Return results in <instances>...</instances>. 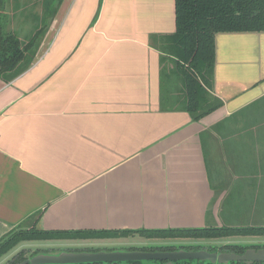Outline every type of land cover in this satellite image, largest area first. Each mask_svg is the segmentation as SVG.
I'll list each match as a JSON object with an SVG mask.
<instances>
[{
    "label": "crops",
    "instance_id": "1",
    "mask_svg": "<svg viewBox=\"0 0 264 264\" xmlns=\"http://www.w3.org/2000/svg\"><path fill=\"white\" fill-rule=\"evenodd\" d=\"M174 31V0L61 1L0 78V238L38 212L41 231L264 226V31L215 34L198 119Z\"/></svg>",
    "mask_w": 264,
    "mask_h": 264
},
{
    "label": "trees",
    "instance_id": "2",
    "mask_svg": "<svg viewBox=\"0 0 264 264\" xmlns=\"http://www.w3.org/2000/svg\"><path fill=\"white\" fill-rule=\"evenodd\" d=\"M7 1L0 0V78L10 80L30 66L34 51L62 0H42L41 14L34 18L35 24L23 38H20L15 30L7 29ZM14 3V10L19 12L20 3L18 1ZM174 13L175 31L165 37L167 44L164 51L174 57L176 70L181 76L184 109L193 119H198L220 104L219 101L210 99L206 91L214 63L215 34L264 31V0H174ZM95 17L96 15L93 20ZM38 216L39 212L32 215L31 227L19 226L0 238V257L24 241L113 238L135 233L160 239L264 236V226H214L135 231H41L35 227ZM128 264L140 263L133 261Z\"/></svg>",
    "mask_w": 264,
    "mask_h": 264
},
{
    "label": "flooded vegetation",
    "instance_id": "3",
    "mask_svg": "<svg viewBox=\"0 0 264 264\" xmlns=\"http://www.w3.org/2000/svg\"><path fill=\"white\" fill-rule=\"evenodd\" d=\"M135 234L121 236V238L132 237ZM137 235L139 236V239L141 238V240L131 239L126 241L119 240L115 242L104 241V242L89 243V244H85L86 245L85 250H94V251L127 250V251H143V252H167L174 250H186V251L204 250L210 253H216L217 256L221 254L240 256L245 252H247V250H251V249L255 251L261 249L264 251V236H259V235L230 236L219 239H204V238L160 239V238L144 237L143 235L140 234ZM30 242L31 241L21 242L17 244L15 247H13L12 250L10 249L11 252L7 254L6 258L0 264H20L21 262H23L25 259H27V257L25 256L24 253L25 251L21 249L17 253H15L11 258H8V256L12 254L13 251H15L18 248V246L24 247L25 244ZM43 244L50 246L49 243H43ZM77 244L83 245L84 243L82 242L67 243L66 245L68 248L66 250H70V248L72 249L71 246L77 247L78 246ZM86 247H90V248H86ZM75 250L77 251L80 249H75ZM35 253L36 252L32 253L31 256H33ZM133 261H138L140 264H144V261H152L157 264H184L185 262H189V264H264V259H253V260H249V262L245 260L229 259L225 263H218V262H210L209 260H199L192 258L179 259V260L143 259V260H132V261H124V262H113L111 264H126V263L128 264L129 262H133ZM92 263L103 264L101 262H92ZM105 264H109V263H105Z\"/></svg>",
    "mask_w": 264,
    "mask_h": 264
},
{
    "label": "water",
    "instance_id": "4",
    "mask_svg": "<svg viewBox=\"0 0 264 264\" xmlns=\"http://www.w3.org/2000/svg\"><path fill=\"white\" fill-rule=\"evenodd\" d=\"M199 259L209 260L210 262L225 263L229 259L236 260H253L264 259V251L259 249L257 251L251 249L247 250L240 256L236 255H216V253H210L204 250L199 251H186V250H174L167 252H143V251H127V250H57L52 252H39L25 259L20 264H77V263H92L101 262L113 263L124 262L132 260L143 259H167V260H179V259Z\"/></svg>",
    "mask_w": 264,
    "mask_h": 264
},
{
    "label": "rangeland",
    "instance_id": "5",
    "mask_svg": "<svg viewBox=\"0 0 264 264\" xmlns=\"http://www.w3.org/2000/svg\"><path fill=\"white\" fill-rule=\"evenodd\" d=\"M14 1L15 2L18 1L20 3L21 9L19 10V12L13 10L14 5H15ZM41 1L42 0H8L7 1V10H8L7 11L8 12L7 29L15 30L20 38H23L25 34H28L32 26L35 24L34 18L41 14V11H42ZM131 239L141 240V238L139 239V236L135 234L132 237H126V238L113 237V238H89V239H51V240H41L38 242L31 241L30 242L31 244L27 243L25 244L24 247L18 246V248L15 251H13V253L10 254L8 258H11L20 249L25 251L24 253L27 258H30L31 254L34 252L39 253V252H52V251H57V250H62V249L66 250L68 248L66 245L67 243H76V242L84 243L83 245L77 244L78 245L77 247L71 246L72 249L70 248V250L76 251L75 249L85 250V246H86L85 244H89V243L104 242V241H107V242L114 241L115 242L119 240L126 241V240H131ZM43 243H49L50 246L44 245ZM86 248H90V247H86ZM11 250L8 251L6 254H4L0 258V263L6 258L7 254H9ZM144 264H157V263L152 262V261H144Z\"/></svg>",
    "mask_w": 264,
    "mask_h": 264
}]
</instances>
